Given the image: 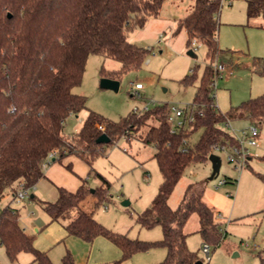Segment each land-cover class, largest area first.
Returning <instances> with one entry per match:
<instances>
[{"label": "trees", "instance_id": "obj_1", "mask_svg": "<svg viewBox=\"0 0 264 264\" xmlns=\"http://www.w3.org/2000/svg\"><path fill=\"white\" fill-rule=\"evenodd\" d=\"M193 1L177 30H184L190 48L194 49L192 42L202 47L207 59L192 102L194 123L185 129H173L167 121V104L144 113L133 110L118 121L87 111L76 136L68 138L63 132L65 121L86 110L85 98L73 91L81 84L88 56L100 55L119 63L120 68L111 73L102 69L104 78L119 81L124 73L139 70L148 50L130 43L128 33L142 28L149 18H156L164 0H0V200L7 193L14 196L19 186L31 191L43 178L44 166L61 163L69 156L92 171V162L104 147L138 134L149 121H155L157 125L149 126L142 142L154 147L153 158L162 181L151 205L137 216V221L147 229L159 226L161 240L145 242L113 233L92 213L78 210L73 216L91 194L97 196V202L104 199L102 190L91 193L82 178L74 192L58 188L57 200L40 202L42 209L51 221L65 222L68 235L86 241L98 235L106 237L120 251L119 261L154 247L166 251L158 264L201 261L187 248L183 233L192 214L198 217L203 243L218 245L221 230L201 193H189V186L174 210L168 199L188 165L208 158L213 146L234 145L233 138L221 127L226 120H245L258 127L264 123V94L227 113L218 110L211 84L215 76L212 65L221 52L217 18L222 0ZM244 1L248 20L264 19V0ZM251 70L264 77V58H254ZM195 77L191 72L181 82L193 85ZM197 131H201L200 137L191 144L190 138ZM102 134L109 138L108 144L96 143ZM64 168L72 173L70 165ZM0 246L10 261L20 253H30L37 264H51L45 253L34 248L33 236L20 226L18 210L10 205L0 211ZM64 264H72L68 256Z\"/></svg>", "mask_w": 264, "mask_h": 264}, {"label": "rangeland", "instance_id": "obj_2", "mask_svg": "<svg viewBox=\"0 0 264 264\" xmlns=\"http://www.w3.org/2000/svg\"><path fill=\"white\" fill-rule=\"evenodd\" d=\"M193 5V0H164L156 18H149L142 28L128 33L130 43L148 51L139 70L128 71L120 77L117 92L101 89L99 82L104 78L102 69L111 73L120 68L119 63L100 55L88 56L81 84L73 91L85 98L86 110L77 117L67 118L63 128L66 137L76 136L87 111L118 121L146 105L149 109L162 104L170 109H182L193 102L207 59L202 47L190 48L184 30H177L179 20ZM217 23V44L221 52L216 62L224 64L228 70L216 80L213 92L216 107L221 113H227L264 94V77L251 70L254 58H264V19L248 20L244 0H222ZM189 51L194 57L188 55ZM191 72L196 75L194 84H182V79ZM135 84H140L142 89L135 90ZM168 113L172 115L171 110ZM247 124L245 120L231 122L236 130ZM155 125V121H149L138 134L104 147V152L93 160L92 171L80 160H71L75 174L62 166L65 188L82 178L90 191L102 190L104 195L101 202H97V196H88L73 216L78 210L92 213L105 229L132 240L155 242L162 239L159 226L147 229L137 221V216L151 205L162 181L153 158L154 147L142 142L149 126ZM222 129L227 132L224 126ZM200 134L201 131L193 133L190 143L195 144ZM211 155L220 160L218 175L209 180L212 169L208 158L193 162L175 185L168 205L176 209L190 186L189 193H201L203 202L212 210L221 238L218 245L210 244L207 263L200 252L203 239L198 232V217L192 214L183 228L186 246L196 253L202 264H264V123L259 127L258 146L249 149L246 167L234 169L226 160V152L213 151ZM219 180L223 184L216 187ZM37 190L29 191L34 200L27 198L21 204L11 203L9 193L5 194L0 200V211L7 205L18 210L20 226L33 236L34 248L45 253L51 264H64L66 256L72 264H158L164 260L166 251L154 247L119 261L120 251L106 237L98 235L86 241L68 235L65 222L51 221L39 204V201L54 203L58 196L56 189L44 182ZM123 201H128L129 205L122 206ZM33 259L30 253H20L15 261H10L0 246V264H37Z\"/></svg>", "mask_w": 264, "mask_h": 264}, {"label": "built area", "instance_id": "obj_3", "mask_svg": "<svg viewBox=\"0 0 264 264\" xmlns=\"http://www.w3.org/2000/svg\"><path fill=\"white\" fill-rule=\"evenodd\" d=\"M193 47H197L195 42H192ZM199 46V45H198ZM200 47V46H199ZM212 69L214 71V79L211 84L212 89L214 90L216 86V80L228 70L224 64L215 62L212 65ZM135 90L142 89L140 84H135ZM138 95V94H137ZM193 108L194 104L191 103L187 105L185 108L172 107L171 110L172 115L167 114V121L173 129L180 130L185 129L188 126H191L194 123L193 116ZM149 109L148 105L144 106L141 110H135L138 113H144ZM169 112V111H168ZM224 126L227 129V133L233 138L234 145H216L213 146L210 152L213 151L218 152H226L227 157L226 160L228 163L233 165L234 169L241 170L242 168L247 166V162L250 159L249 149L256 148L258 146L259 140V127L255 124L248 123L246 127L236 130L232 127L231 121L226 120L221 127ZM55 153H53V156ZM223 184L222 180H219L216 184V187L221 186ZM29 198V190L24 189L22 186H19L16 190L15 195L12 197V201L21 204L25 199ZM200 252L203 255L205 261L208 263L210 261L211 249L207 243H203L200 246ZM202 262V261H201ZM203 263V262H202Z\"/></svg>", "mask_w": 264, "mask_h": 264}, {"label": "crops", "instance_id": "obj_4", "mask_svg": "<svg viewBox=\"0 0 264 264\" xmlns=\"http://www.w3.org/2000/svg\"><path fill=\"white\" fill-rule=\"evenodd\" d=\"M73 116V115H72ZM78 116V115H77ZM77 116H75V117H77ZM80 128V127H79ZM78 128V129H79ZM78 132V131H77ZM77 134V133H76ZM75 134V135H76ZM71 160H73L74 162L75 161H77V160H79V159H77L76 157H74V156H69V157H66V158H64L63 160H62V162L61 163H58V162H52V163H50L49 165H47V166H44L43 167V173H44V176H43V178H41L38 182H37V184L33 187V189H36V191H38L37 190V188L40 186V184H42V183H44V182H47V183H49L52 187H54L55 189H56V191L58 192V188H64V189H66V190H68V191H70V192H74V191H76L77 190V188L80 186V184H81V182H80V180H79V178H78V180H76L75 182H74V184H73V186L72 187H70V188H65L64 187V182H63V180H62V173L61 172H64L63 171V169H62V166L64 165V167H65V165H70L71 166V168H72V163H71ZM69 172V171H68ZM71 173V172H70ZM72 173L73 174H75L73 171H72ZM33 189H31V190H33ZM58 195V194H57ZM12 197L13 196H11L10 195V198L12 199ZM32 197H34L33 195H32ZM30 198V197H29ZM57 198H58V196H57ZM31 199V198H30ZM12 201V200H11ZM40 202L41 201H39V204H40ZM24 229V228H23ZM25 231V230H24Z\"/></svg>", "mask_w": 264, "mask_h": 264}, {"label": "water", "instance_id": "obj_5", "mask_svg": "<svg viewBox=\"0 0 264 264\" xmlns=\"http://www.w3.org/2000/svg\"><path fill=\"white\" fill-rule=\"evenodd\" d=\"M188 55L194 57V54H193L192 51H189ZM99 87L101 89H103V90H111V91L117 92V90L119 88V81L112 80V79H109V78H102V79H100ZM109 141H110L109 138L106 135L102 134L101 136H99L97 138L96 143L97 144H108ZM208 160L211 163V169H212L211 175L209 177V180H212L218 175L219 167H220V160L215 155H209ZM91 193H93V191H91ZM30 198H32V195L30 196ZM121 205L126 207V206L129 205V202L128 201H123L121 203ZM195 264H202V262L201 261H197Z\"/></svg>", "mask_w": 264, "mask_h": 264}]
</instances>
